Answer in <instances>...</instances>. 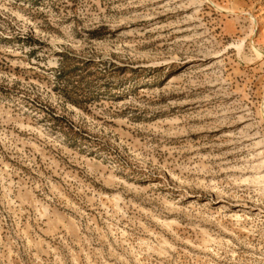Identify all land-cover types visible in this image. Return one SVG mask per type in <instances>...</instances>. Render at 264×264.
Masks as SVG:
<instances>
[{"label":"rangeland","instance_id":"obj_1","mask_svg":"<svg viewBox=\"0 0 264 264\" xmlns=\"http://www.w3.org/2000/svg\"><path fill=\"white\" fill-rule=\"evenodd\" d=\"M0 264H264V0H0Z\"/></svg>","mask_w":264,"mask_h":264}]
</instances>
